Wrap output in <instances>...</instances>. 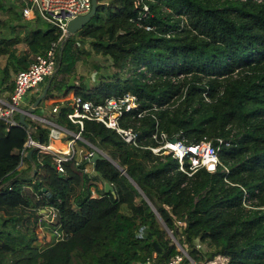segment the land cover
I'll return each instance as SVG.
<instances>
[{"label": "trees", "instance_id": "16d2710c", "mask_svg": "<svg viewBox=\"0 0 264 264\" xmlns=\"http://www.w3.org/2000/svg\"><path fill=\"white\" fill-rule=\"evenodd\" d=\"M96 1L94 16L57 55L44 100L59 111L41 118L65 123L70 95L94 104L130 95L145 113L123 114L118 123L137 145L85 121L88 145L79 143L108 159L96 162L94 175L75 160L59 174L50 155L34 150L26 158L29 138L47 144L44 123L26 117L29 128L6 130L0 120V264H166L182 250V264L219 256L225 264H264V0ZM7 3L0 0V93H10L16 73L59 36L40 18L24 20L17 0ZM93 57L107 63L111 78H100ZM78 63L96 72V87ZM162 135L185 146L210 142L220 165L211 173L192 168L187 156L154 154ZM47 206L58 211L53 226L64 239L41 246L36 220Z\"/></svg>", "mask_w": 264, "mask_h": 264}, {"label": "built area", "instance_id": "2783aa9c", "mask_svg": "<svg viewBox=\"0 0 264 264\" xmlns=\"http://www.w3.org/2000/svg\"><path fill=\"white\" fill-rule=\"evenodd\" d=\"M21 13L24 19H37L52 25L59 36L56 41L52 42L49 48L34 57L32 63L25 70L16 73L13 79V89L9 93L8 98L0 97V120L7 125L6 130L13 126H18V121L15 115H19L25 108L23 107L25 97L29 91H36L47 78H49L55 70L57 55L61 51L64 42L69 37L67 32V24L70 20L87 14L91 8V0H21ZM147 6L142 7V17L147 14ZM148 29V28H147ZM67 100L70 101L71 110L65 114L66 122L58 124L55 121H49L41 117H36L37 120L44 123L49 128L47 144H41L31 140H27L25 147H32L41 154L51 156L54 169L57 173H64L63 164L75 160L76 162L85 161V172H88L87 165L92 166L90 159L94 152H99L97 148L91 147L86 151L78 150L76 144L82 142L86 145L81 133L84 128L85 121H94L101 123L106 128L115 131L119 138L127 145H137L136 134L131 129H123L119 126V119L126 113L137 111V116L144 115V111L138 109V104L135 97L126 95L118 99L104 100L102 103L94 104L89 101H83L78 96L70 95ZM66 100H60L58 103L63 104ZM60 105H55L51 113L57 114ZM33 116V115H32ZM31 117V115H27ZM74 129L71 130L69 127ZM62 134H67L70 138L66 141L65 149H56L53 142L59 139ZM155 138V136H153ZM221 143V141H219ZM154 154L163 150L168 151L174 158L182 162L184 157H188L192 168H205L208 172H215L220 165L218 157V148H214L210 142L202 141L197 145L185 146L180 142L172 143L171 140H166L162 135V143L159 147L150 149ZM79 154L82 156L77 158ZM22 155V154H21ZM105 155V154H102ZM225 172H227L225 170ZM2 186H0L1 190ZM45 192V191H44ZM43 198L50 200L51 195L44 193ZM36 220L37 229L43 231L46 226H53L58 218V211L52 207H45L38 213ZM50 242L61 241L64 239L63 232L58 226H53L50 233ZM43 234L40 232L38 240L42 242ZM184 254L178 255L170 259L166 264H182ZM227 261L224 257H216L213 261L207 264H225ZM139 264H154L153 260L146 259Z\"/></svg>", "mask_w": 264, "mask_h": 264}, {"label": "water", "instance_id": "95a60500", "mask_svg": "<svg viewBox=\"0 0 264 264\" xmlns=\"http://www.w3.org/2000/svg\"><path fill=\"white\" fill-rule=\"evenodd\" d=\"M97 10V1L96 0H91V8L89 10V12L83 16H78L72 20H70L67 24V32L69 34V36L75 35L77 32H79L90 20L91 18L94 16V14L96 13ZM56 70H54V72L52 73V75L48 78L44 88L42 89L41 94L37 97V99L32 103V105L23 110L19 116H18V125L24 128H29V124L25 121V118L27 117V115H33L36 107L38 106V104L44 99V97L46 96V93L50 87L51 81L54 77ZM172 143H176L177 140L176 139H172L171 140ZM34 149H31L28 151L26 158L30 159L31 154L33 153ZM103 154V153H102ZM99 152H94L93 157L90 159V162L92 163V167H95V164L97 161L99 160H104V159H108V157L106 155H102ZM34 169V168H33ZM104 187V192L105 193H111L112 195H114V191L113 188L108 184V183H104L103 185ZM42 191L44 192L45 189H42ZM181 249H179L180 251ZM182 253L184 254V256L186 258H188L186 252L184 250H182ZM192 263V262H191ZM194 264V263H192Z\"/></svg>", "mask_w": 264, "mask_h": 264}, {"label": "rangeland", "instance_id": "374dc122", "mask_svg": "<svg viewBox=\"0 0 264 264\" xmlns=\"http://www.w3.org/2000/svg\"><path fill=\"white\" fill-rule=\"evenodd\" d=\"M16 48H17V50H18V52L19 53H21V52H24L25 51V46L23 45V44H19V45H17L16 46ZM92 60L93 61H97V62H99V64H100V66H101V70L98 72V74H99V76H100V78H102V79H108V78H111V73L109 72V71H106L104 68H105V66L107 65V63L102 59V58H100V57H93L92 58ZM76 67H77V72H78V74L79 75H81V76H84L85 78H86V83L88 84V86L89 87H96V85H97V83H96V78H95V71L92 69V68H90V67H88L87 65H82V64H80V63H78L77 65H76ZM14 78V77H13ZM43 86V84L42 85H40V87L38 88V90H36V91H29L28 92V94L26 95V97H25V100H30V102L37 96V94L39 93V91H40V89H41V87ZM45 86V85H44ZM67 100V99H66ZM54 101L55 100H52V101H48V103H54ZM29 102V103H30ZM46 104V101L43 99L42 101H41V104L38 106V107H36V109H35V111H34V115L35 116H42V117H49V115H48V113H49V111L51 110V107L50 106H47V105H45ZM30 107V105L28 106V108ZM42 108H44L45 110H46V112L43 114V113H40V111H41V109ZM18 116L19 115H15V119H17L18 120ZM31 119V122H32V124L35 126L36 124L37 125H39L38 123V120L37 119H33V118H30ZM71 128V130H73L74 128L71 126L70 127ZM84 145V144H83ZM82 144H80V143H77L76 144V147H79V146H83ZM166 153H168V151H166ZM88 172L89 173H91V170L90 169H88ZM48 243L46 242V243H41V246H45V245H47Z\"/></svg>", "mask_w": 264, "mask_h": 264}, {"label": "crops", "instance_id": "0c3cea01", "mask_svg": "<svg viewBox=\"0 0 264 264\" xmlns=\"http://www.w3.org/2000/svg\"><path fill=\"white\" fill-rule=\"evenodd\" d=\"M11 1H13V0H8V3H7V5H10L11 4ZM17 4L20 6V11H21V9H22V3H21V0H17ZM3 18H5V17H3ZM24 20H26V21H31V22H33L34 21V19H24ZM36 20V19H35ZM17 21V20H16ZM25 50H26V48H25ZM6 64V58L5 57H0V68H2L4 65ZM8 95H9V92H2V93H0V97H2V98H8ZM70 98H71V96H70ZM30 102V100H25L24 101V104H23V107L24 108H27L28 106H29V103ZM52 103H48V101L46 102V104L45 105H47V106H49V105H51ZM46 112V110L44 109V108H42L41 109V111H40V113H45ZM48 115H49V117H51V116H53V114L51 113V111H49V113H48ZM36 117H40V116H35L34 114H33V116L31 115V117L30 118H33V119H36ZM42 117V116H41ZM52 118V117H51ZM54 119V118H53ZM70 138V136L69 135H67V134H62L60 137H59V139H57L56 141H54L53 142V146L56 148V149H65V147H66V141L68 140ZM78 148V150H81V151H86V148L85 147H83V146H79V147H77ZM82 156V154H79L78 156H77V158H79L80 159V157ZM87 168H89L90 170H91V175H94L93 174V172H92V169H93V167L92 166H88L87 165ZM101 185H99V187H100ZM35 232H36V234H37V237L39 236V234H40V232L43 234V237H44V239L42 240V242H40V243H48V241L51 239L50 238V235H48V234H46L45 233V231L43 230V231H40V230H38L37 229V226L35 227ZM39 241V240H38Z\"/></svg>", "mask_w": 264, "mask_h": 264}]
</instances>
